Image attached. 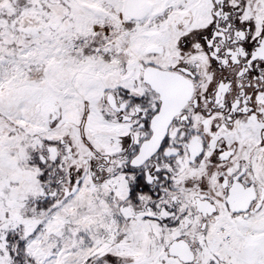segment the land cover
<instances>
[{
    "label": "snow or ice",
    "instance_id": "1",
    "mask_svg": "<svg viewBox=\"0 0 264 264\" xmlns=\"http://www.w3.org/2000/svg\"><path fill=\"white\" fill-rule=\"evenodd\" d=\"M0 264H264V0H0Z\"/></svg>",
    "mask_w": 264,
    "mask_h": 264
}]
</instances>
